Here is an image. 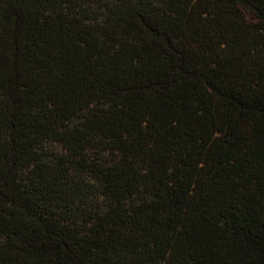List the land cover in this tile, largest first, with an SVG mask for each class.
<instances>
[{
	"label": "trees",
	"instance_id": "trees-1",
	"mask_svg": "<svg viewBox=\"0 0 264 264\" xmlns=\"http://www.w3.org/2000/svg\"><path fill=\"white\" fill-rule=\"evenodd\" d=\"M0 264H264V0H0Z\"/></svg>",
	"mask_w": 264,
	"mask_h": 264
}]
</instances>
